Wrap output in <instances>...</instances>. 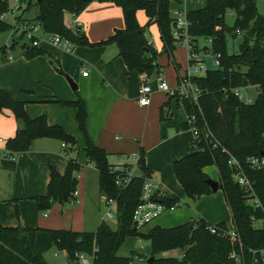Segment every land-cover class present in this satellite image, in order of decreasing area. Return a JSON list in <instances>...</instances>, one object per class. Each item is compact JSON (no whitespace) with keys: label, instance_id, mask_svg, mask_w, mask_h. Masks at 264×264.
<instances>
[{"label":"trees","instance_id":"trees-1","mask_svg":"<svg viewBox=\"0 0 264 264\" xmlns=\"http://www.w3.org/2000/svg\"><path fill=\"white\" fill-rule=\"evenodd\" d=\"M96 0H30L27 10L32 6L37 20L45 33L58 34L75 45L98 46L115 44L118 55L128 70L151 75L159 70L156 62L158 52L148 42L146 29L156 25L162 42V51L174 59L173 51L178 45L171 34L173 16L170 0H98L111 2L122 10L124 27L115 29L106 38L90 43L81 32H74L63 21L64 12L78 15L84 8ZM231 9L235 20L231 29L243 31L238 52L226 51L225 31L227 29L225 11ZM8 10V1L0 0V16ZM143 10L147 20L140 25L136 12ZM188 33L193 45L199 50L198 37L210 39V50L220 54L219 66L195 76L192 81L201 92L197 103L183 99L180 102L186 114H194L201 127H207L218 141L217 146L206 138L200 137L197 149L176 159L172 170L175 178L190 198H196L213 191L206 183L209 178L204 171L207 166H215L218 172L219 188L230 209L232 222L246 248L264 249V227H254L250 216L264 217V168L252 169L245 159L262 155L264 152V17L257 11L255 0H206L205 6L187 10ZM11 29V24L0 18V33ZM26 46V45H25ZM2 46L0 51H4ZM205 50L208 49L203 47ZM44 51L39 47H27L24 56L31 59ZM237 87H255L254 101L246 104L240 101L232 89ZM63 105L76 107V120L80 130L86 134V109L81 98L74 101L57 100ZM9 109L18 128L13 137L5 142L1 166L13 170V154L26 151L38 138H52L65 143L68 150H74L76 141L60 125L49 124L45 115L31 118L24 102L15 99L12 94L0 87V112ZM187 129L186 125L184 124ZM86 157L98 171V189L105 198L116 201L117 228L113 229L101 221L94 233L73 231L64 228H42L2 226L0 225V264H49L44 253L50 248L66 252L70 261L76 252L94 253V264H136L133 258L117 254L126 237H140L150 242L149 255L152 264H236L228 258L231 244L226 238L211 234L203 218L187 221L170 228L155 225L147 231L136 230L132 226V214L141 201V191L145 176L151 171L146 167L144 150L139 148L140 175H133L128 184L120 189L115 178L121 172L113 170L104 148L94 144L86 137L84 147ZM264 155V154H263ZM241 164L243 173L254 181V192L261 208L253 209L245 202L243 192L233 180L234 170L228 164L230 157ZM80 169L76 160L69 157L64 173L49 166V182L45 195L35 197L38 211H46L56 203L65 204L75 201L77 177ZM178 197L164 194L160 201L166 206L176 205ZM18 217V210L16 209ZM217 226L225 227V222ZM181 249V256L163 257V252Z\"/></svg>","mask_w":264,"mask_h":264},{"label":"crops","instance_id":"crops-1","mask_svg":"<svg viewBox=\"0 0 264 264\" xmlns=\"http://www.w3.org/2000/svg\"><path fill=\"white\" fill-rule=\"evenodd\" d=\"M180 2L170 0V11L173 15L175 10H190L185 4L184 7H180ZM32 8L34 6L26 12ZM140 11L142 10L136 12V17L139 24L144 25L147 17L145 16L144 20L140 19ZM26 12L23 16L27 19H32L35 15L34 12L28 17ZM63 21L70 29L75 26L76 21H80L81 32L90 43L98 42L112 34L115 29L124 27L121 8L114 3L98 0L89 3L78 15L64 12ZM149 28L156 31L155 35L158 38L156 25H150ZM146 36L148 42L158 52L153 43L154 37L147 34ZM8 39V42L2 45L6 46V49L0 52V87L8 90L15 99L24 102V108L31 118L45 115L49 124L60 125L74 136L76 145L74 150H69L70 155L67 156L59 140L38 138L32 142L28 150L13 154L15 161L13 170L0 165V225L19 224L23 227L84 231L81 217L84 212L85 174L86 168L94 167L83 150L86 137L104 148L108 153L109 163L119 167L130 163L125 161L122 155L124 152L135 150V143H138L139 148L144 150L145 164L153 178L161 183L165 194L172 193L169 188L175 181L170 172L173 171V162L188 154L192 135L184 126L186 112L182 103L177 98L164 96L163 91L157 89L156 81L152 80V74L128 70L113 43L98 46L75 45L70 51L73 53L68 54L62 48L45 40L38 46L44 53L27 59L24 52L28 46L24 44L19 46V40L12 42L11 34ZM159 44L162 48L161 40ZM16 47L21 49L12 53ZM178 47L177 45L173 51V61L163 51L167 57L166 62L163 61V56L157 55L156 62L164 78L166 69L171 70L172 80L169 79V86L178 83L179 76L185 69V65L183 66L175 57ZM84 68L86 70L88 68L86 76L82 75ZM66 75L77 83L74 82L75 89L70 87ZM143 84L151 87V97L153 95L147 106L138 104L139 90ZM93 87L97 88L94 93L91 92ZM78 98L83 100L86 109V134L78 126L76 107L63 105L57 101H74ZM180 111L183 117L179 115ZM17 128L18 122L9 109L0 112V164L5 157V142L14 136ZM182 136H185L184 142L171 149L167 157L164 155L166 170L170 173V177H167L165 170L159 167L160 163L153 161L150 152L153 148L160 149L162 143L167 140ZM149 144L152 146L149 147ZM69 157L80 165V169L75 172L78 181L75 201L63 205L56 203L46 211H38L34 198L46 194L49 166H53L62 174ZM204 171L210 178H214L211 171L217 172V169L215 166H207ZM215 221L225 222V219L218 217ZM145 228L148 227L142 230ZM169 252H163L162 256L175 257L168 255ZM180 256L181 254L175 258Z\"/></svg>","mask_w":264,"mask_h":264},{"label":"built area","instance_id":"built-area-1","mask_svg":"<svg viewBox=\"0 0 264 264\" xmlns=\"http://www.w3.org/2000/svg\"><path fill=\"white\" fill-rule=\"evenodd\" d=\"M8 10L1 14L0 18L11 24L12 42L20 39H28L30 41L28 47H38L41 42L45 41L43 35L49 34L51 37L48 41L66 51H71L75 44L67 38H63L58 34L45 33L42 25L33 19H27L23 14L27 10L30 0H7ZM74 15V14H73ZM10 18V20H8ZM171 27V34L176 40L178 45L183 46L187 52V66L185 67L183 74L179 76L178 83L175 86L167 85L162 71H157L155 81L158 90L163 91L169 97L177 98L179 101L183 99L191 100L195 103L198 101L200 95V88L192 81L195 76H201L207 71V66L204 65V58L200 54L199 50L195 49L192 38L188 33L189 21L186 18L185 10H175ZM81 22L76 21L75 26L72 28L74 32L81 31ZM41 31L42 35L37 32ZM211 43L210 39H206ZM197 44V43H196ZM198 46V45H197ZM6 49V48H5ZM207 50V49H206ZM211 51V50H210ZM2 52V51H0ZM210 58L215 66H219L220 54L216 52H210ZM11 57L9 56L8 59ZM82 75L86 76L87 71L84 68ZM250 87H237L232 89L234 95L242 102L251 104L254 97L244 93V90H248ZM152 90L147 84H143L139 90L138 104L140 106H147L151 101ZM194 114H186L184 124L187 129L190 130L192 135L193 147L197 149V141L200 137L208 139L213 146L218 145V141L214 138L213 134L207 127H201ZM1 141V139H0ZM64 154L70 155V151L67 150V145L61 143ZM123 159L128 162L125 165L113 166V170H120V174L115 178V184L118 188L123 189L134 175L132 172L133 165L138 166L139 170V152L133 153L130 156H122ZM248 167L252 169L264 168V155L249 156L245 159ZM228 164L234 170L233 180L239 185L243 192L245 202L253 209L261 208V204L254 192V181L249 179L242 171L241 164L234 157H230ZM141 171V170H140ZM141 174V173H140ZM76 194V192H75ZM161 183L154 179L150 174L145 176L142 191L141 201L136 206L132 214V226L136 230H142L148 224L153 222L166 210H174L176 205L166 206L160 201L162 195H164ZM105 198V197H104ZM105 205L109 208L106 211V218L116 219V201L112 198L104 199ZM46 215V214H44ZM251 223L254 227H264V217L257 218L255 215L250 216ZM206 229L211 234H216L218 237L226 238L231 244V250L228 254V258L236 264H264V249H251L246 248L240 238L239 233L233 223L232 226L226 225L225 227L217 226L208 223ZM75 258L71 261V264H94V253L76 252Z\"/></svg>","mask_w":264,"mask_h":264},{"label":"rangeland","instance_id":"rangeland-1","mask_svg":"<svg viewBox=\"0 0 264 264\" xmlns=\"http://www.w3.org/2000/svg\"><path fill=\"white\" fill-rule=\"evenodd\" d=\"M180 7H184V4L186 7L190 8V10L193 9H199L205 6L206 0H180ZM257 11L260 15L264 17V0H255ZM35 12V9L32 8L28 12H26V16H31ZM172 16H174L171 13ZM146 16L145 12L142 10L139 12L140 19L144 20V17ZM10 20V18H8ZM224 20L227 26V29L225 31V42H226V51L228 54L231 53H237L239 43L242 41V38L244 36L243 31H234L231 29L233 26V22L235 20V14L231 9H227L225 11ZM39 35H42L41 31L37 32ZM11 32L10 30L4 31L0 33V47L4 45V43L8 42V38L10 36ZM146 34L150 37L153 36V43L154 46L158 48V54L163 56V61L166 62V55L162 52L160 39L157 38L156 31L152 28L146 29ZM44 40H48L51 36L49 34L43 35ZM150 39V38H149ZM197 45L199 48L200 54L204 58V65L207 66V69L213 70L216 69L217 66L213 64L212 59L210 58V42L206 40L205 37H198ZM19 46L26 44L29 45L30 41L26 38L20 39L18 41ZM8 45V44H7ZM82 46V45H77ZM177 51L175 52V57L180 60L183 63V66H187V52L186 49L178 45ZM203 47L208 48L205 50ZM20 47H16L15 51L12 53L18 52ZM64 50V49H63ZM89 50V49H88ZM64 52L68 54H72L73 52L66 51ZM123 60V59H122ZM73 63V61H70ZM86 62V61H84ZM186 62V63H185ZM87 74H88V68H87ZM201 76L203 74H200ZM172 73L170 68L166 69L165 72V81L167 85H169V79L172 80ZM75 82V81H74ZM76 83V82H75ZM155 82H153L154 85ZM77 84V83H76ZM101 86V85H100ZM175 86V85H174ZM97 88L93 87L91 92H96ZM245 94H248L251 97L256 96L257 90L253 88H248V90H244ZM161 94V93H159ZM164 96L167 95L165 92L162 93ZM153 97V95H152ZM151 97V100H152ZM179 115L183 117V114L181 111L179 112ZM179 116V118H180ZM185 136L182 137H176L172 138L170 140H167L166 142L162 143L160 149L151 150L150 156L153 159L154 162H159V167L161 166L163 170H165L167 177H170V173L168 170H166L167 163L165 162V156L167 157V154H169V151L173 149L175 146H178L184 142ZM152 140V139H151ZM142 145V144H141ZM144 147V145H142ZM149 147L152 146V144L148 145ZM145 148V147H144ZM189 152L193 151V147L189 145ZM139 152V144L135 143V150H131L129 152H124L122 156H130L132 153ZM188 152V153H189ZM116 156V155H114ZM132 162V161H130ZM132 172L134 175H139L140 170L138 166L133 165ZM173 178H175L173 171H170ZM214 178H211L215 181H218V174L216 171H211ZM210 178V177H209ZM6 182V180H5ZM7 186H9V183H7ZM171 194L176 195L179 199L176 202V207L174 210H166L164 211L159 217H157L153 222L147 225L148 228H145L143 230L147 231L149 227L153 225H158L163 228H170L177 226L179 224L185 223L187 221H191L192 219H198L203 218L208 223L216 225L215 219L218 217H223L225 219L226 225L232 226V218L230 209H228L227 202L225 200V197L220 189H218L216 192H212L209 194H203L196 198H190L186 195L184 189L179 184L177 179L175 178L174 184L169 188ZM104 196L100 193L98 189V171L94 167L86 168V174H85V197H84V212L83 217H81L82 223H83V230L86 232H92L94 233L97 229L98 224L101 221H105L108 223L113 229L117 228V221L116 219H108L106 218V211L108 210V206L104 203ZM66 214V213H65ZM66 216V215H64ZM216 223V224H215ZM150 251V242L147 239L140 238L138 236L136 237H126L123 244L119 247L117 254L121 256H131L136 264H147L146 260L150 257L149 255ZM170 252L168 255L177 257L181 254V249H172L169 250ZM162 256V254L160 255ZM44 259L49 264H71L70 258L68 257L66 252L58 251L55 248H50L44 253Z\"/></svg>","mask_w":264,"mask_h":264},{"label":"water","instance_id":"water-1","mask_svg":"<svg viewBox=\"0 0 264 264\" xmlns=\"http://www.w3.org/2000/svg\"><path fill=\"white\" fill-rule=\"evenodd\" d=\"M156 73H157V71H156V69H154L153 72H152V80L155 79V77H156ZM65 78H66V80L68 81L70 87H71L72 89H75V88H76V85H75V83L73 82V80H72L68 75H66ZM262 154H264V152H263ZM206 183L210 186V188H211V190H212L213 192H216V191L218 190V188H219V182H218V181H215V180H213V179H211V178L206 179ZM153 259H154V258H153L152 256H150V257L146 260L147 264H152V263H153Z\"/></svg>","mask_w":264,"mask_h":264}]
</instances>
